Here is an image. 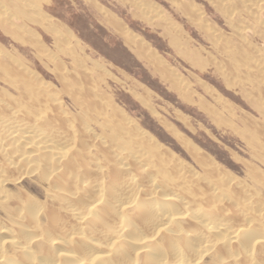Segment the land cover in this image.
<instances>
[{
    "label": "bare ground",
    "instance_id": "bare-ground-1",
    "mask_svg": "<svg viewBox=\"0 0 264 264\" xmlns=\"http://www.w3.org/2000/svg\"><path fill=\"white\" fill-rule=\"evenodd\" d=\"M261 10L250 8L257 20ZM104 17L132 47L126 28ZM31 18L57 47L36 40V56L54 65L79 113L51 83L23 63H9L0 50V78L17 94L0 87V264H204L208 255L213 264H264V177L255 166L253 186L234 181L164 123L203 172L185 165L101 97L96 84L87 88L90 72L71 45V31L39 13ZM92 64L100 76L103 65ZM138 88L133 96L153 110ZM251 142L264 163V143ZM27 176L43 186L40 197L6 189Z\"/></svg>",
    "mask_w": 264,
    "mask_h": 264
},
{
    "label": "rangeland",
    "instance_id": "rangeland-1",
    "mask_svg": "<svg viewBox=\"0 0 264 264\" xmlns=\"http://www.w3.org/2000/svg\"><path fill=\"white\" fill-rule=\"evenodd\" d=\"M0 1L5 5L0 9V50L9 56V63H23L51 83L73 113L79 109L62 91L58 73L51 70L54 65L36 56V40L54 52L57 47L53 35L32 15L52 18L71 31V45L81 55L85 73L92 74L86 75L91 84L86 82L87 88L96 84L101 97L114 102L185 165L203 172L165 124L234 181L253 186L251 166L264 177V163L251 142L255 138L264 143V0ZM224 4L231 7V15L225 13ZM251 6L262 8L259 20L251 15ZM104 14L126 28L135 40L132 47L110 27ZM61 60L67 72L74 73L72 60L64 55ZM92 62L103 65L104 69H96L103 70L100 76L93 74ZM134 86L145 90L153 110L133 96ZM0 87L17 95L1 78ZM38 182L36 176H27L6 189L13 195L40 197L43 186ZM203 263L213 264L212 255Z\"/></svg>",
    "mask_w": 264,
    "mask_h": 264
}]
</instances>
